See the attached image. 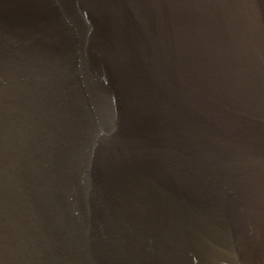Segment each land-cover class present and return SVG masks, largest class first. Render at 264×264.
Here are the masks:
<instances>
[{
  "label": "water",
  "instance_id": "water-1",
  "mask_svg": "<svg viewBox=\"0 0 264 264\" xmlns=\"http://www.w3.org/2000/svg\"><path fill=\"white\" fill-rule=\"evenodd\" d=\"M0 264H264V0H0Z\"/></svg>",
  "mask_w": 264,
  "mask_h": 264
}]
</instances>
